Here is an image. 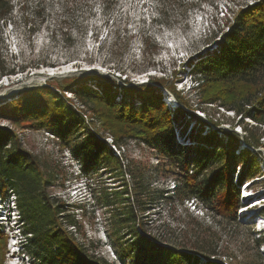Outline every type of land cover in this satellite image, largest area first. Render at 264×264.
<instances>
[{"label": "trees", "instance_id": "obj_1", "mask_svg": "<svg viewBox=\"0 0 264 264\" xmlns=\"http://www.w3.org/2000/svg\"><path fill=\"white\" fill-rule=\"evenodd\" d=\"M4 1L0 0V6ZM212 43L183 71L198 85L195 106L164 78L120 85L101 75L68 78L61 86L45 83L28 87L0 105L1 118L47 129L61 145L72 147L82 169L98 164L120 180L121 188L112 192L119 203L113 223L118 230L120 263L223 264L220 258H210L213 252L171 241L167 231L149 228L151 222L144 218V211L156 198H164V190L150 186L145 168L120 152L129 139L154 150L163 170L176 176L171 203L172 198L180 203L198 201L231 223H241L236 218L245 199L240 196L241 184L261 177L257 166L251 168L258 164L253 150L264 148L260 128L264 125V0L240 6L227 30ZM91 80L96 88L87 84ZM161 87L176 96L178 106L171 107L164 100ZM207 105L216 106L217 112L220 108L234 111L253 123H244L241 135L233 126L226 131L219 127L225 122L205 113ZM194 110L205 113L206 118ZM188 124L190 134L185 135ZM219 135L227 136L225 143ZM239 160L242 170L234 180ZM58 174L55 165H48L22 146L14 129L0 125V201L14 196L23 240L39 264H117L116 259L109 261L91 253L77 237L79 221L70 204L48 192ZM5 252L6 236L0 229V259Z\"/></svg>", "mask_w": 264, "mask_h": 264}, {"label": "rangeland", "instance_id": "obj_2", "mask_svg": "<svg viewBox=\"0 0 264 264\" xmlns=\"http://www.w3.org/2000/svg\"><path fill=\"white\" fill-rule=\"evenodd\" d=\"M254 2L5 0L0 6V105L28 87L45 83L61 86L68 78L101 75L120 85L164 78L174 83L195 106L198 85L193 83V76L183 72L185 67L198 52L215 38L219 39L240 6ZM215 46L212 43V47ZM94 82L87 81V84L96 88ZM166 92L174 99V102H166L171 107L178 106L176 96L161 87L162 95ZM67 96L74 98L69 92ZM73 100L78 104L75 98ZM207 106L205 113L225 122L219 127L226 131L233 126L241 135L244 123H253L234 111L220 108L217 112L216 106ZM195 113L206 118L199 110ZM24 124H13L0 117V125L14 129L24 148L57 167L58 177L48 186V192L70 204V210L79 221L77 237L91 253L123 264L118 262L116 254L118 230L113 223V211L119 203L112 197V192L121 188L120 180L98 164L82 169V161L72 147L61 145L47 129ZM189 128L190 124L180 129L189 135ZM211 128L217 127L211 125ZM260 128L264 132V125ZM78 135L81 137L82 133ZM219 136L225 143L227 136ZM262 140L264 142V137ZM120 152L136 166L145 168L150 186L164 190V198H156L144 211L153 232L167 231L171 241L200 246L215 253L214 256L209 253L210 258H220L223 264H264V224L260 226L257 221V217L264 216L263 147L253 150L258 164H254L251 171L257 166L261 177L245 181L251 182L245 189L251 194L241 192L245 199L236 211L240 224L214 215L198 201L180 203L172 198L171 203L169 196L175 189L176 176L163 170L154 150L129 139ZM116 154L119 155L117 151ZM241 164L242 160L235 162L234 180L242 170ZM251 195L254 207H249L252 201L247 200ZM15 203L13 195L0 201V229L6 236V252L0 264H39L23 240Z\"/></svg>", "mask_w": 264, "mask_h": 264}, {"label": "bare ground", "instance_id": "obj_3", "mask_svg": "<svg viewBox=\"0 0 264 264\" xmlns=\"http://www.w3.org/2000/svg\"><path fill=\"white\" fill-rule=\"evenodd\" d=\"M165 101H168V102H174L173 97H172L171 95H169V96L166 98ZM241 192H242L243 194L247 195V196L251 194L250 192H249V193L246 192V190H245L244 188L241 189ZM257 221H258V223H259L260 226L263 225V224H264V216H261L260 218L257 217Z\"/></svg>", "mask_w": 264, "mask_h": 264}]
</instances>
